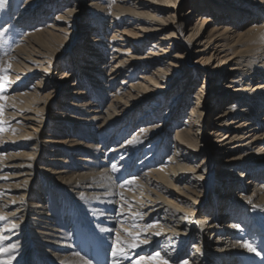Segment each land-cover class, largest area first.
<instances>
[{
    "label": "bare ground",
    "instance_id": "bare-ground-1",
    "mask_svg": "<svg viewBox=\"0 0 264 264\" xmlns=\"http://www.w3.org/2000/svg\"><path fill=\"white\" fill-rule=\"evenodd\" d=\"M53 1L0 7V264H264V0Z\"/></svg>",
    "mask_w": 264,
    "mask_h": 264
},
{
    "label": "snow or ice",
    "instance_id": "snow-or-ice-1",
    "mask_svg": "<svg viewBox=\"0 0 264 264\" xmlns=\"http://www.w3.org/2000/svg\"><path fill=\"white\" fill-rule=\"evenodd\" d=\"M5 2H6V0H0V7H2ZM2 63L3 62H0V64H2ZM10 68H11V63L10 62H9L7 67L2 68V71L4 72V76L0 77V90L4 89L5 86H6V83L8 82L7 73H8ZM139 142L140 141H138V140H135V141L130 140L129 141L130 144L139 143ZM113 170H115V168ZM134 181H135V177H133L132 180L127 181V183L132 184V183H134ZM121 187H123V185H121ZM81 198L83 199V196H81ZM249 203H251L250 200H249ZM4 219H6V217L0 216V220H4ZM13 227H15V225ZM137 227H139V226L137 225ZM147 227L148 228H152V227H154V225L149 224ZM237 227H239V226L237 225ZM156 234L159 235V233H156ZM129 235H131V233H129ZM136 246L137 245H133V247H136ZM243 246L245 248H247L250 252H254L257 255H261V253H264V249H260L259 251H257V249L255 247H253V243L245 242ZM118 254H120V255L124 254V250L122 248H120L119 246H117L116 249L112 252L113 264H117V261H116L115 258L117 257ZM157 258H159V264H168V261L165 260L161 256L160 252H155L153 255H151L149 257V259H152V260H156ZM143 259L144 258L141 257V260H143Z\"/></svg>",
    "mask_w": 264,
    "mask_h": 264
},
{
    "label": "rangeland",
    "instance_id": "rangeland-1",
    "mask_svg": "<svg viewBox=\"0 0 264 264\" xmlns=\"http://www.w3.org/2000/svg\"><path fill=\"white\" fill-rule=\"evenodd\" d=\"M54 1L56 2V0H54ZM54 1H53V2H54ZM187 1H188V0H187ZM188 2H189V1H188ZM187 11H188V9H187ZM86 14H88L87 11L85 12V15H86ZM89 14H90V13H89ZM195 19H196V18H193V19L191 20V22L189 23V26H192V25L194 24ZM85 24H88V22H85V21H81V22H80V25H79V26H80L81 28L79 27V29H78V31H77V33H78L79 35H81V34L83 33V26H84ZM77 50H78V49H77ZM75 51H76V50H75ZM146 51H147V50L145 49V52H146ZM198 59H199V58H194V59H193V60H194L193 62H196ZM204 81H205V80H203V78L199 79V81L197 82V84H196V86H195V88H194V89H195L194 91H196V88H198L199 86H202V83H204ZM193 96H194V95H192V97H193ZM170 98H172V96H171ZM170 98H169V100H170ZM167 100H168V99H167ZM169 100H168V101H169ZM191 102H192V100H191ZM165 111H166V108H165L164 112H165ZM164 112H163V113H164ZM210 112H211V113H210L211 119H213V118H215V117L218 115L219 110H217V111L210 110ZM212 117H213V118H212ZM108 149H110V148H108ZM108 149H107V150H108ZM218 173H219V170H217V174H218ZM219 192H220V190H216V193H219ZM209 198H210V197H208V200H209ZM208 200H207V201H208ZM207 201L204 200L203 203H206ZM116 215H117V214H115V216H116ZM113 219L116 220V218H113Z\"/></svg>",
    "mask_w": 264,
    "mask_h": 264
}]
</instances>
